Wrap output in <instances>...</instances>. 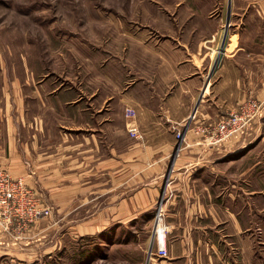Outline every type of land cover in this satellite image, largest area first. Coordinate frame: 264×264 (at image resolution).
I'll list each match as a JSON object with an SVG mask.
<instances>
[{"label":"crops","instance_id":"crops-1","mask_svg":"<svg viewBox=\"0 0 264 264\" xmlns=\"http://www.w3.org/2000/svg\"><path fill=\"white\" fill-rule=\"evenodd\" d=\"M227 9V53L216 40L222 18L181 12L168 15L167 37L133 36L116 77L108 58L80 74L28 61L3 71L0 171L52 213H90L70 226L79 234L119 233L164 196L169 257L150 264H252L261 255L253 229L264 228V0H228ZM213 38L219 56L208 50ZM247 100L261 108L245 135L208 146L194 130ZM9 235L0 230V240ZM7 243L0 255L15 252Z\"/></svg>","mask_w":264,"mask_h":264},{"label":"rangeland","instance_id":"rangeland-1","mask_svg":"<svg viewBox=\"0 0 264 264\" xmlns=\"http://www.w3.org/2000/svg\"><path fill=\"white\" fill-rule=\"evenodd\" d=\"M227 7L228 0H0V74L20 71L26 61L33 70L42 62L57 75H68L75 69L80 74L86 64H100L108 58L110 75L116 77V72H121L117 60L121 61L132 37L139 33L167 37L168 15L174 19L181 12H198L208 21L222 18V30L216 40L223 43L221 53H227ZM180 22L174 21L178 31ZM212 40L209 45L213 50H208L214 54L215 49L218 55L219 46L214 45L215 38ZM133 135L130 133V138ZM181 145L178 142L177 154ZM158 207L159 202L154 212L142 215L137 222L108 237L97 232L79 234L81 228L70 227L90 215L86 211L68 216L66 212L52 213L50 207L44 206L49 209L48 214L21 225L22 228L14 227L19 221L6 225L0 219V230L12 234L0 240V246L13 242L15 251L12 255H0V264H150L152 259H167L166 207V256L158 255V241L153 236L159 227ZM263 230L261 226L253 229L254 251L261 255L252 264H264Z\"/></svg>","mask_w":264,"mask_h":264},{"label":"built area","instance_id":"built-area-1","mask_svg":"<svg viewBox=\"0 0 264 264\" xmlns=\"http://www.w3.org/2000/svg\"><path fill=\"white\" fill-rule=\"evenodd\" d=\"M260 108L261 105L257 100H251L244 103L238 111L224 117L215 126L209 129L199 127L196 132L205 136V142L208 146H220L233 138L246 134L259 115ZM127 115L133 118L136 116V112L128 108ZM135 131V128L130 129L131 134H134ZM176 134L180 140L183 135L182 131H177ZM180 145L181 141H179ZM38 200L37 195L27 187L22 179H14L6 171H0V219L6 225L11 224L14 220L19 221L20 225H25L47 215L49 209L42 207ZM163 202L164 196L160 199L156 213V225L159 227L157 230L155 229L153 235L157 238L158 255L160 256L167 255L166 229L164 226L165 206ZM162 234L163 236H161Z\"/></svg>","mask_w":264,"mask_h":264},{"label":"water","instance_id":"water-1","mask_svg":"<svg viewBox=\"0 0 264 264\" xmlns=\"http://www.w3.org/2000/svg\"><path fill=\"white\" fill-rule=\"evenodd\" d=\"M177 150H178V146H177V149H176V151H175L176 153H177ZM176 153H175V154H176Z\"/></svg>","mask_w":264,"mask_h":264},{"label":"bare ground","instance_id":"bare-ground-1","mask_svg":"<svg viewBox=\"0 0 264 264\" xmlns=\"http://www.w3.org/2000/svg\"><path fill=\"white\" fill-rule=\"evenodd\" d=\"M161 236H163V234H162ZM161 238H162V237H161ZM163 239H164V237H163Z\"/></svg>","mask_w":264,"mask_h":264}]
</instances>
